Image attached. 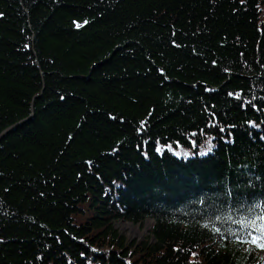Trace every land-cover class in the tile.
<instances>
[{
    "label": "trees",
    "instance_id": "obj_1",
    "mask_svg": "<svg viewBox=\"0 0 264 264\" xmlns=\"http://www.w3.org/2000/svg\"><path fill=\"white\" fill-rule=\"evenodd\" d=\"M261 253L264 0H0V264Z\"/></svg>",
    "mask_w": 264,
    "mask_h": 264
},
{
    "label": "rangeland",
    "instance_id": "obj_2",
    "mask_svg": "<svg viewBox=\"0 0 264 264\" xmlns=\"http://www.w3.org/2000/svg\"><path fill=\"white\" fill-rule=\"evenodd\" d=\"M167 150L174 154L177 157L187 158L189 156H194L196 154L193 148H177L175 145L169 144L166 146ZM159 152H162V147H159ZM211 150V145L205 148L198 150L200 155H206L207 152ZM154 225V222L150 219L146 220L143 225H134L126 221H119L116 223V228L118 229L120 235H122L128 243H140L143 241H152L151 229ZM261 256L264 258V253H261Z\"/></svg>",
    "mask_w": 264,
    "mask_h": 264
}]
</instances>
